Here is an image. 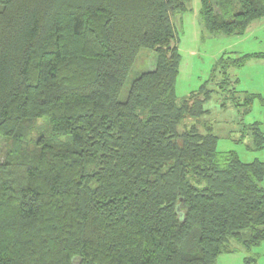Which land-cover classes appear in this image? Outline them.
Wrapping results in <instances>:
<instances>
[{
	"label": "trees",
	"instance_id": "16d2710c",
	"mask_svg": "<svg viewBox=\"0 0 264 264\" xmlns=\"http://www.w3.org/2000/svg\"><path fill=\"white\" fill-rule=\"evenodd\" d=\"M188 2L0 0V264H216L264 241V164L219 152L202 120L214 80L175 97ZM199 2L210 35L264 19V0ZM141 50L154 68L120 102ZM251 59L223 54L217 93L234 98L228 71Z\"/></svg>",
	"mask_w": 264,
	"mask_h": 264
},
{
	"label": "rangeland",
	"instance_id": "374dc122",
	"mask_svg": "<svg viewBox=\"0 0 264 264\" xmlns=\"http://www.w3.org/2000/svg\"><path fill=\"white\" fill-rule=\"evenodd\" d=\"M189 11L175 14L173 25L177 32L176 43L180 54L179 74L175 84V97L181 102L191 93L196 92L204 83L213 79L220 81L222 71L215 65L223 54L246 55L264 52V24L252 35L225 36L210 35L198 16L199 0H189ZM234 58V56H230ZM230 58V59H231ZM228 59V58H226ZM154 68V54L149 50H141L128 75L119 95V101L124 102L132 82L145 72ZM231 82L238 80L232 87L237 94L234 98L217 93L216 82H211L209 89L215 91L210 101L205 105L208 113L202 120L208 123L217 137L219 152H234L243 163L259 162L264 164V148L255 150L251 125L257 123L264 133V104L254 100L250 111L235 107L233 102L243 104V93L261 96L264 99V60L251 59L240 69L230 68L228 71ZM225 99L227 100L225 102ZM222 103L227 105L221 106ZM44 126V122H39ZM201 133L205 130L198 126ZM246 128V130H245ZM243 134H245L244 137ZM40 132L35 133L32 140L37 139ZM12 145L0 139V152L3 156ZM264 189V181L262 183ZM238 250L231 254L218 257L216 264H244V258L254 256L257 264H264V241L249 253L232 243Z\"/></svg>",
	"mask_w": 264,
	"mask_h": 264
},
{
	"label": "crops",
	"instance_id": "0c3cea01",
	"mask_svg": "<svg viewBox=\"0 0 264 264\" xmlns=\"http://www.w3.org/2000/svg\"><path fill=\"white\" fill-rule=\"evenodd\" d=\"M188 11H189V6H188ZM177 14H179V13H177ZM198 16H199V10H198ZM199 19H200V17H199ZM262 24H264V19L252 22L250 24V26L248 27L247 31L245 32V34L243 35V37L246 36L247 34L252 35L254 32H256L260 28V26ZM238 37H242V36H238ZM253 54H264V52H258V53H253ZM253 54H246V55H253Z\"/></svg>",
	"mask_w": 264,
	"mask_h": 264
}]
</instances>
